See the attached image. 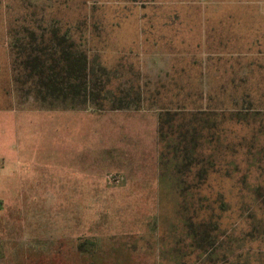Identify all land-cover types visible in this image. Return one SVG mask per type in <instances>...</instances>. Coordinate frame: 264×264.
Listing matches in <instances>:
<instances>
[{"label":"rangeland","instance_id":"1","mask_svg":"<svg viewBox=\"0 0 264 264\" xmlns=\"http://www.w3.org/2000/svg\"><path fill=\"white\" fill-rule=\"evenodd\" d=\"M216 2L0 0L16 98L0 264H264V89L217 101L229 75L217 82L205 53L188 97L144 90L151 82L112 64L151 43L167 10L196 44L188 30L213 21ZM153 59L142 65L152 76Z\"/></svg>","mask_w":264,"mask_h":264},{"label":"crops","instance_id":"2","mask_svg":"<svg viewBox=\"0 0 264 264\" xmlns=\"http://www.w3.org/2000/svg\"><path fill=\"white\" fill-rule=\"evenodd\" d=\"M225 4L227 7L229 5V8L224 10V2L217 0L213 21L206 14L194 19L196 27H190L188 30L199 39L194 45L187 43L182 12L176 9L161 12L158 29L151 32V43L136 45L135 51L128 48L129 55L112 64L116 65L123 75L136 73L140 81L151 82L144 84V90L152 92L161 89L166 92L159 95L167 96L170 91L177 89L182 90V95L188 97L190 94L186 92L191 90L188 88L191 84L189 82L203 81L206 78L210 62L203 59L202 54H210L211 58L216 56L215 80L222 81L220 73L229 75L221 85L217 83L215 86L216 100L221 101V97L252 96L251 90L264 89V0H231ZM191 25L193 24L189 21V26ZM211 45L214 51L209 53ZM96 48L94 47V50ZM9 55L12 58L10 52L8 59H0V64L8 66L7 70L0 68V160L3 161L4 173L14 168L12 161L15 155L16 134L15 84ZM148 57H154L153 61L157 67L156 73L153 69L151 71L153 76L142 70V65L147 66ZM226 64L228 68H225ZM160 81L164 83H157ZM177 81L182 83L178 85ZM195 96H206L205 88ZM259 96H264V93Z\"/></svg>","mask_w":264,"mask_h":264},{"label":"trees","instance_id":"3","mask_svg":"<svg viewBox=\"0 0 264 264\" xmlns=\"http://www.w3.org/2000/svg\"><path fill=\"white\" fill-rule=\"evenodd\" d=\"M90 41V40H89ZM90 42H93V41H90ZM95 42V41H94ZM93 42V43H94ZM94 50V48H88V51H87V54H86V56H87V59H88V65L90 64H92L93 62H92V60L90 59V53L92 52ZM89 59L91 60V61H89ZM157 95H159L158 93H157ZM146 96V95H145ZM160 96V95H159ZM151 97V96H150ZM139 98H141V96L139 97ZM199 99L203 102V100H202V97H199ZM169 102V101H168ZM118 104H120V105H118L117 107L115 106L114 108H123V106L122 105H125V104H122V103H118ZM122 104V105H121ZM165 105H167V104H165ZM163 108H169L168 110H164L165 112H175V111H170V107H166V106H163V107H161V109H163ZM236 110V109H235ZM163 111V110H162ZM188 112V111H187ZM193 114V113H192ZM191 114V115H192Z\"/></svg>","mask_w":264,"mask_h":264},{"label":"built area","instance_id":"4","mask_svg":"<svg viewBox=\"0 0 264 264\" xmlns=\"http://www.w3.org/2000/svg\"><path fill=\"white\" fill-rule=\"evenodd\" d=\"M3 168V164L0 162V169H2Z\"/></svg>","mask_w":264,"mask_h":264}]
</instances>
